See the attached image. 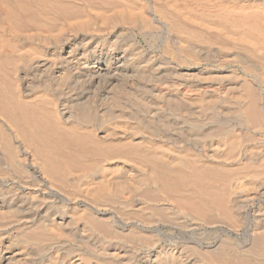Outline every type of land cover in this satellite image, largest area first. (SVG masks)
<instances>
[{"label": "bare ground", "instance_id": "6f19581e", "mask_svg": "<svg viewBox=\"0 0 264 264\" xmlns=\"http://www.w3.org/2000/svg\"><path fill=\"white\" fill-rule=\"evenodd\" d=\"M8 1L0 0V167L17 181L0 196V220L13 223L0 233V264H264V173L254 174L255 154L236 157L240 142L264 131V0L190 12L191 22L237 44L215 51L217 71L148 65L156 77L145 69L153 79L144 82L132 56L154 66L166 57L120 37L91 47L77 34L45 35L52 25L22 36V19L40 20L32 3L66 20L73 9L61 0ZM192 1L164 0L179 11ZM130 7L118 12L144 33L151 20ZM17 12L28 16L19 21ZM157 12L169 28L166 49L199 58L206 37L187 29V15ZM36 37L35 49L19 46ZM238 63L258 72L255 90L225 73Z\"/></svg>", "mask_w": 264, "mask_h": 264}, {"label": "rangeland", "instance_id": "374dc122", "mask_svg": "<svg viewBox=\"0 0 264 264\" xmlns=\"http://www.w3.org/2000/svg\"><path fill=\"white\" fill-rule=\"evenodd\" d=\"M8 1V0H7ZM19 1V0H18ZM47 1V0H46ZM51 0H49V2H50ZM53 2L54 1H58V0H52ZM65 0H61L60 2L61 3H63V4H66L68 7L70 6V8L72 7V9H73V12H74V14H73V17H71V18H67V20L65 19V18H62L61 16H59V15H53L51 12V14L52 15H50V13H48V11H46V10H44V8L42 9V10H44L43 12H42V10H41V6H40V4H36V3H32V5H31V9H32V11H33V15L35 16V18H36V22L39 24L40 22L42 23V22H44V23H40L39 25L38 24H35L36 26H37V29H36V26L34 25V24H31V23H29V24H31V25H29L28 24V22L29 21H25V19H22L23 17H25V18H27L26 16H28V15H26V13L24 14V12H22V13H20V12H17V14H18V19H20L19 21H21V19H22V21L21 22H19V23H23L20 27H19V31H17V32H19L22 36H25L26 35V31H28L27 33H29V34H27L26 36H28V35H32V34H34V35H36V34H39V33H42V31L44 30L46 33H47V31L51 28V30L53 31V29H55L56 27V29L57 30H54V32L52 33V32H50V33H47V34H45V35H48V36H51V35H53L52 37H54V33H56L57 35H58V33H60L61 31L62 32H68V33H66L65 35L67 36H71V37H75L76 36V34H77V36L79 35V36H84L85 38H86V41H84L87 45H89L90 44V46L91 47H93V45H94V41L96 40H99L100 41V38H101V42H105V41H111V40H113L112 38H118V37H120L118 40H116V41H120L119 43H122V45L123 44H130V40H135V42H137V43H139L140 44V46H141V48H142V50H144L146 53H147V51H148V53L151 55V56H154V57H158L159 55H160V57H166V59L164 58L161 62L160 61H157V62H159V63H157L155 66L153 65V63L150 65L149 63L147 64V63H145V60H143L140 56H138L137 54H136V56L134 55V56H132V58L134 59V65H133V67L131 68V70H133V69H138L139 71H143V70H148L153 76H155V72H153V71H151L150 69H152L153 67L154 68H156V67H159L160 68V70H163L164 68H168L170 65H175L176 66V63H183V61H184V63L183 64H181V66H180V64H179V66L180 67H199V68H202V69H205V70H208V71H217L218 70V64L216 63V57L214 56L216 53H215V51L216 50H218V48H221V49H225V48H223V47H226V49H228V50H230V49H233L232 47H237V44L235 45V44H233V43H231L230 42V39L228 38V37H224V38H221V36H222V34L220 33V34H218L217 32H215L213 29H211V27L209 28V27H207V26H204V25H202V24H197V22L195 21V22H191V20L189 19V15L192 13V12H194L193 14L195 15V13H198V16H199V14L200 15H203V16H206L207 14L209 15H215L216 14V12L217 11H219L221 8V5L223 6V7H225L226 6V4H228V2H227V0H211V1H192V2H190V4H191V6H190V8L188 9V10H183V9H181L182 11H179V10H177L175 7H172V6H167V4H166V2H164V0H66V2L69 4H67V3H65L64 2ZM125 1V2H124ZM225 1V2H224ZM245 2L244 0H236V2ZM252 1H255V0H252ZM10 2V3H9ZM13 0H9L8 1V3L9 4H13ZM20 2H22V0H20ZM23 2L25 3V4H27V1L26 0H23ZM59 2V1H58ZM223 2H224V4H223ZM227 2V3H226ZM238 2V3H239ZM250 2H251V0H250ZM249 2V3H250ZM252 3V2H251ZM250 3V4H251ZM129 5V6H131L130 8H135L137 11H138V8L140 7L142 10H143V12H142V15H145V16H147L150 20H151V25H150V27L152 28V32H151V29H150V27H148V28H143L142 30H145V32L144 33H142V31L141 30H139L138 28H136L135 26H133L129 21H127L126 19H124L123 18V16H122V14L120 13V12H118V10L120 11V8L119 7H121L122 5ZM135 6H134V5ZM254 4V3H253ZM115 5V6H114ZM121 5V6H120ZM27 6H28V4H27ZM35 7V8H33V7ZM39 6V7H38ZM119 6V7H118ZM133 6V7H132ZM228 6V5H227ZM167 8L169 11H172V12H176L179 16H181L182 17V19L187 15V19H189V21L188 20H186V18H184V24H185V26L187 27V29L189 28V29H193L194 28V30H196V31H198V32H201V33H203L204 34V36L206 37V41H200V42H198L199 43V48H202V49H200V50H198V51H200V56H199V58L197 57V58H195L196 57V55H195V53H193V52H189L188 54H185V53H182V55L180 54V55H178V53L177 54H175V52L171 49V50H167L166 49V42H167V38L169 37V28H165V26L163 25V24H161V22L164 20V17L160 14V12H157V11H161L162 9H164V8ZM38 8H40V9H38ZM119 8V9H118ZM140 9V10H141ZM155 9V10H154ZM35 10H37V11H35ZM41 10V11H40ZM136 10H134L135 12H136ZM140 10L137 12V13H140ZM141 10V11H142ZM78 11V12H77ZM116 11V12H115ZM149 13H148V12ZM47 14H46V13ZM156 12V13H155ZM188 12V13H187ZM191 12V13H190ZM20 13V14H19ZM36 13H37V15H38V17H36ZM75 13H76V15H75ZM79 13V14H78ZM83 13V14H82ZM120 13V14H119ZM154 13V14H153ZM42 14V15H41ZM49 14V15H48ZM206 14V15H205ZM22 15V16H21ZM43 15H46V16H43ZM108 15V16H107ZM112 15V16H111ZM154 15V16H153ZM207 15V16H208ZM209 15V16H210ZM51 16V17H50ZM56 16V17H55ZM57 16H59V17H57ZM106 16V17H105ZM109 16H110V19H109ZM121 16V17H120ZM162 16V17H161ZM4 17V16H3ZM2 16H0V25H2V24H5V22H4V18H3ZM19 17H21V18H19ZM84 17V18H83ZM89 17V18H88ZM108 17V18H107ZM42 18V19H41ZM46 18V19H45ZM47 18H49V19H47ZM61 18V19H60ZM80 18H82V19H80ZM88 20V19H90V20H88L90 23L88 24V21L86 20V19ZM106 18L107 19H109L108 21L106 20ZM113 18V19H112ZM163 18V19H162ZM38 19V20H37ZM51 19H53V20H51ZM57 19V20H56ZM83 19H85L86 21H87V23H86V21L85 20H83ZM157 19V20H156ZM160 19V20H159ZM45 20V21H44ZM48 21V23H46L47 21ZM49 20H51L52 21V23H50L49 22ZM70 20H71V22H70ZM81 20H83V21H81ZM114 21V23H116V24H114V23H112L113 21ZM117 20V21H116ZM155 20H156V22H157V24H155L156 22H155ZM186 20V21H185ZM26 23H25V22ZM82 22L83 24H84V22L86 23V25L84 26V25H79L80 23L79 22ZM116 21V22H115ZM158 21H159V23H158ZM67 23V25H66V23ZM81 23V24H82ZM95 23V24H94ZM108 23V24H107ZM119 23V24H118ZM28 24V25H27ZM49 25L48 27V29L46 30V27L47 26H43V25ZM107 24V25H106ZM111 24V25H110ZM114 24V25H113ZM124 24V25H123ZM50 25H52V26H50ZM72 25V26H71ZM87 25H88V27H87ZM91 25V26H90ZM110 25V26H109ZM30 26V27H29ZM34 26V27H33ZM56 26V27H55ZM58 26H59V28H58ZM67 26V27H66ZM74 26V27H73ZM92 26H95V27H92ZM108 26V27H107ZM158 26H160V28L158 27ZM1 27V26H0ZM33 27V28H32ZM38 27H40V28H38ZM43 27H45V29L43 28ZM55 27V28H54ZM76 27V28H75ZM90 27V28H89ZM109 27H110V29H109ZM120 27V28H119ZM158 27V28H157ZM3 28V27H2ZM2 28H1V32H0V35H1V33H3V30H2ZM22 28V29H21ZM29 28V29H28ZM68 28V29H67ZM108 28V29H107ZM165 28V29H164ZM24 29H26V30H24ZM34 29H36L35 31H34ZM41 29V30H40ZM62 29V30H61ZM76 31H75V30ZM86 29V30H85ZM159 29H161V30H159ZM22 30H24V32L22 31ZM40 30V31H39ZM51 30H49V31H51ZM64 30V31H63ZM68 30H71V32H69ZM149 30V31H148ZM156 30V31H155ZM37 31V32H36ZM43 31V32H44ZM48 31V32H49ZM58 31V32H57ZM60 31V32H59ZM75 31V32H74ZM158 31V32H157ZM161 31V32H160ZM85 32V33H84ZM110 32V33H109ZM131 32V33H130ZM149 32H150V35L151 36H149ZM156 32V33H155ZM168 32V33H167ZM18 33V34H19ZM25 33V34H24ZM109 33V34H108ZM4 34V33H3ZM2 34V36H4ZM19 34V35H20ZM43 34V33H42ZM50 34V35H49ZM55 34V35H56ZM114 34V35H113ZM153 34V35H152ZM124 35V36H123ZM148 35V36H147ZM166 35V36H165ZM76 36V37H77ZM112 36H114V37H112ZM117 36V37H116ZM139 36V37H138ZM156 36L159 38H157L156 39ZM93 37V38H92ZM109 37V38H108ZM166 37V38H165ZM2 38V37H1ZM39 38L40 37H36V39H34V40H29V39H27L26 41H18L19 42V46H24L25 48H26V46L28 45V48H29V45H33L32 47L34 48L35 47V45L34 44H36V46H37V44H38V42L40 43L41 42V39L39 40ZM133 38V39H132ZM228 38V39H227ZM130 39V40H129ZM160 39H162V40H160ZM166 41H165V40ZM208 39V40H207ZM227 39V40H226ZM36 40V41H35ZM37 40H39V41H37ZM114 40V41H115ZM129 40V41H128ZM152 40V41H151ZM33 41H35L36 43H34ZM98 41V42H99ZM20 42H21V45H20ZM93 42V43H92ZM128 42V43H127ZM24 43V44H23ZM96 43V42H95ZM105 43H107V42H105ZM108 43H111V42H108ZM159 43V44H158ZM231 43V44H230ZM39 45V44H38ZM125 45V46H126ZM155 45H157V46H155ZM165 45V46H164ZM205 45V46H204ZM225 45V46H224ZM22 46V47H23ZM150 46V47H149ZM219 46V47H218ZM229 46V47H228ZM23 47V48H24ZM128 47V46H127ZM206 47V48H205ZM231 47V48H230ZM230 48V49H229ZM35 49V48H34ZM205 51H204V50ZM238 49H241L240 47H238ZM165 50H167V53H166V51ZM227 50V51H228ZM162 51V52H161ZM165 51V52H164ZM168 51H169V53H168ZM170 51H171V53L173 54H171L170 53ZM204 51V52H203ZM210 51V52H209ZM174 52V53H173ZM214 53V54H213ZM153 54V55H152ZM169 54V55H168ZM170 54H171V56H170ZM183 54H185L184 55V57H183ZM191 54V55H190ZM192 54H193V57L196 59H194V58H192ZM229 53H226V58L225 57H223V58H225V59H229V56H227ZM187 55H189V56H187ZM138 56V57H137ZM180 56V57H179ZM182 56V57H181ZM136 57V58H135ZM140 57V58H139ZM160 57H158V58H160ZM170 57H171V59H170ZM187 59H186V58ZM190 59H189V58ZM201 57V58H200ZM213 58V60H212V58ZM245 57V56H244ZM247 57H250V55L249 56H247ZM173 58H175V60H173ZM181 58V60L182 61H180V60H178V59H180ZM211 58V59H210ZM223 58H222V60H223ZM246 58V57H245ZM205 59V60H204ZM224 59V60H225ZM251 59H252V62H254L255 64H261L260 63V61H257V59H255V58H253V57H251ZM200 60V62H198ZM202 60H204V61H202ZM211 60V61H210ZM248 59L246 58V61H247ZM168 61V62H167ZM176 61H178V62H176ZM214 61V62H213ZM142 62H144L143 64L144 65H142ZM166 62L167 63H169L168 65L166 64ZM172 62V63H171ZM205 62H207V63H205ZM258 62V63H257ZM161 63H163L162 65L163 66H159V65H161ZM165 63V64H164ZM205 63V64H204ZM247 63H249V62H247ZM245 64V63H238L237 65H235L233 68H231L230 69V67H228V66H226V68H225V70L224 71H227V72H225L227 75H228V73L229 72H231V71H233V74H232V76L234 77V75H235V77H237V81H242V80H248L249 82H252L251 83V86H253V89L255 90V88L257 87V83L259 84V76H258V72L257 71H254L252 68H251V66L249 65V64ZM136 64V65H135ZM139 64V65H138ZM141 65V66H140ZM149 65V68L150 69H148V66ZM165 65H166V67H165ZM134 66H136V67H134ZM145 66V67H144ZM246 66H248L249 67V69H248V67H246ZM141 67H143V68H141ZM140 68V69H139ZM162 68V69H161ZM214 68H216V69H214ZM142 69V70H141ZM145 70V76H142V77H140L143 73H139V75L137 76V78H143V77H145V78H143V82L144 81H146V80H149V78H150V80H152L153 78H152V76L151 75H148V74H150V73H148L147 71ZM248 70V71H247ZM249 70H253V71H251V72H253V73H251ZM148 74H147V73ZM249 72V73H248ZM256 73V74H255ZM146 74L148 75V77L146 76ZM159 75H161V74H158V77H159ZM164 75V74H163ZM244 76V77H243ZM127 77H129V76H127ZM156 77V76H155ZM234 77V78H235ZM127 79V78H126ZM236 79V78H235ZM254 79V80H253ZM128 80H130L129 78H128ZM256 80V81H255ZM233 82H231V84L229 85V84H225V83H223V84H225V87H224V91H225V88H228L229 86H230V88H232L233 89V87H234V85L232 84ZM255 85V86H254ZM230 88H228V89H230ZM231 89V90H232ZM223 91L221 90V94H223L222 93ZM217 125V124H216ZM1 127V126H0ZM1 129H4L3 127H1ZM0 129V130H1ZM2 132H3V130H1ZM1 132V133H2ZM263 135L262 136H254L255 137V140L253 139L254 137H250L251 139H249V138H247V139H249V140H244V141H242V142H240V144H242L243 143V145L242 146H240V144H239V150H237L236 152H239V154H237L236 153V157H238L239 155L240 156H244L245 154L247 155V154H252L251 155V157L252 156H254V154L257 156V157H255L254 156V159L256 158L257 159V161H256V165L254 164V163H252V164H250V166L251 165H255V167H254V165H253V168H254V171L258 168H260L261 167V169H259V171H261L263 168H264V160L263 159H261L260 157H259V155H260V153L261 152H259L258 153V151H261V149L263 150V148H262V145H263V147H264V131H263V133H262ZM257 137V138H256ZM253 139V140H252ZM258 141H257V140ZM260 139V140H259ZM248 141V142H247ZM249 141H251V143L249 142ZM259 142V143H258ZM261 143H262V145H261ZM1 144V143H0ZM249 147V148H248ZM253 149H252V148ZM248 149V150H247ZM251 149H252V152H251ZM258 149V150H257ZM244 152H243V151ZM253 150H256V151H253ZM246 152V153H245ZM251 152V153H250ZM255 152H257V153H255ZM259 154V155H258ZM235 157V158H236ZM258 158H260V159H258ZM261 160H263V161H261ZM258 162H261V164H259ZM257 163H258V165H257ZM260 166V167H259ZM252 167V166H251ZM258 169L255 171V172H259L258 171ZM6 170V169H5ZM4 170V168L3 169H1V167H0V190H1V194H0V196H4L3 194L5 193V195H7V193L8 194H10L11 192H13V191H9L8 192V190H9V187H12V185H13V183L14 182H16L17 180V177L12 173V172H10V171H8V170H6L5 171ZM264 170V169H263ZM262 170V171H263ZM259 172V173H255L254 172V174H262V173H264V171L263 172ZM7 172H9V174H10V176H9V174H7L6 175V173ZM15 176V177H14ZM12 177H14V178H12ZM260 178H258V179H260L261 181H262V179H264V177L263 176H259ZM12 180V181H11ZM16 180V181H15ZM264 181V180H263ZM10 182H13V183H10ZM3 184H4V186H3ZM9 186H8V185ZM12 184V185H11ZM2 185V186H1ZM11 185V186H10ZM6 186V187H5ZM6 189H4V188ZM8 189V190H7ZM5 190V191H4ZM15 192H17V191H15ZM1 221H2V223H1ZM11 222V221H10ZM1 224H2V226H1ZM7 225V226H5V225ZM10 224V225H9ZM9 225V226H8ZM12 227H13V223L11 224V223H9V221H4V220H0V233L1 232H8V233H10L11 231H12Z\"/></svg>", "mask_w": 264, "mask_h": 264}]
</instances>
